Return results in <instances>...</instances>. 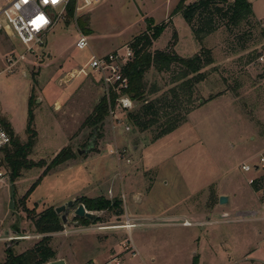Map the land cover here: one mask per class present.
Masks as SVG:
<instances>
[{"label": "rangeland", "instance_id": "rangeland-1", "mask_svg": "<svg viewBox=\"0 0 264 264\" xmlns=\"http://www.w3.org/2000/svg\"><path fill=\"white\" fill-rule=\"evenodd\" d=\"M180 1L99 0L56 23L33 53L0 31V117L25 143L32 111L37 139L30 159L45 164L23 171L15 183L10 176L0 184V262L8 247L18 255L47 236L34 226L41 213L75 201L63 230L48 235L57 259L68 264H107L114 257L123 264H264V0H248L254 16L239 27L218 14V31L203 43L214 64L195 90V99L206 103L176 131L155 141L156 127L141 132L129 120L143 104L135 101L131 110L117 104L99 129L89 124L107 92L93 75L76 73L94 54L129 46L147 32L150 19L158 26L169 23L151 51L166 50L174 33L178 55L201 51L182 13H174ZM227 1L219 4L222 13L234 0ZM81 35L89 42L85 50L76 47ZM21 56L11 67L9 60ZM171 79V73L150 69L146 100L168 93L175 86ZM152 88L157 92L150 94ZM66 148L76 158L52 169L23 204ZM243 165L259 169L246 173ZM251 180L260 182L253 186ZM221 196L227 204L220 205ZM82 197L119 199L123 214L96 212L99 221L83 226L74 215ZM127 219L138 227L125 230ZM185 221L193 225L183 226Z\"/></svg>", "mask_w": 264, "mask_h": 264}, {"label": "trees", "instance_id": "trees-1", "mask_svg": "<svg viewBox=\"0 0 264 264\" xmlns=\"http://www.w3.org/2000/svg\"><path fill=\"white\" fill-rule=\"evenodd\" d=\"M185 2L186 0H181L174 13H182L191 28L196 42L201 46V51L189 58L178 55L174 51L177 43L176 33H174L173 41L166 50L151 51L154 42L161 37L169 23L158 26L150 19L147 20V32L130 43V47L134 51V57L124 69V75L129 82L127 94L133 101L143 102L138 112L129 114V120L141 132H146L156 127L157 134L154 137V141L176 131L186 122L190 113L206 103V101L199 103L200 100L195 99V90L197 85L204 82L207 78L204 70L214 64L211 50L204 48L203 43L208 36L218 31L220 27L217 23L218 14H222L224 18L229 15L228 22L235 27L248 22L254 16L252 5L248 0H234L228 5V10L223 13L219 4L224 3L227 5V0H195L194 3L188 6L185 5ZM74 14V6H71L68 9L69 18H74ZM76 21L78 28L87 34L89 32L87 25L81 22V18ZM174 67H177V72L173 71ZM152 68L158 73H171V82L175 86L168 93H163L160 97L149 101L145 98L147 94L145 75ZM156 92L157 90L152 88L150 94ZM116 99V94H113L110 100L107 97L101 99L95 109L94 117L89 121L92 127L99 129V125L103 124L110 109L115 108ZM32 103L33 97L30 99V105ZM33 119V113L30 110L26 130L28 139L25 143L15 134L10 123L3 119L4 126L12 138L11 146L3 152V160L10 171L12 183H15L22 176L23 171L42 168L45 165L43 162L35 163L30 159L37 139L36 131L33 129ZM75 158L76 154L71 148H66L59 152L51 161V164L45 168L43 174L32 184L21 202L24 204L29 199L41 184L43 178L52 169ZM258 181L260 182V180L253 181L252 185L256 186ZM77 203L79 205L83 204L89 212L117 210L120 215L123 214L122 201L119 199L110 201L105 197H82ZM28 213L29 216L35 218L34 211H29ZM76 218L83 226H89L93 222L99 221L98 217L95 221L87 218ZM63 225L62 217L57 215L55 209H47L34 219L36 232L47 236L33 248L18 255L14 254L11 247H8L6 249L8 257L6 261L0 262V264H47L58 260L56 252L48 244L51 239L48 235L61 232ZM194 264H196V261H194Z\"/></svg>", "mask_w": 264, "mask_h": 264}, {"label": "built area", "instance_id": "built-area-1", "mask_svg": "<svg viewBox=\"0 0 264 264\" xmlns=\"http://www.w3.org/2000/svg\"><path fill=\"white\" fill-rule=\"evenodd\" d=\"M98 1L57 0L56 3H53L52 0H8L5 5L0 6V31L17 37L27 50L33 53L37 48H42L45 45V40L55 24L66 19L71 6H74L75 12L78 13L89 9ZM76 47L79 50L89 48L87 38L81 35L76 42ZM133 57L134 51L130 45L106 55L97 56L94 54L84 68L77 71L76 74L78 77L93 75L97 82L105 87L108 100L113 94L117 95L115 108L118 104L121 109L131 110L134 103L127 94L129 82L124 75V69ZM24 59L25 56L12 57L9 62L13 67ZM115 108H111L109 112L113 113ZM11 144L12 138L0 117V184L7 182L10 177V171L3 160V152ZM261 164L264 167V156L261 158ZM255 168L259 169L258 166L254 168L250 165L242 166V170L246 173L256 170ZM250 182L253 183L252 180ZM126 222V224L131 223L136 226L130 219H127ZM107 264H123V262L114 257Z\"/></svg>", "mask_w": 264, "mask_h": 264}, {"label": "water", "instance_id": "water-1", "mask_svg": "<svg viewBox=\"0 0 264 264\" xmlns=\"http://www.w3.org/2000/svg\"><path fill=\"white\" fill-rule=\"evenodd\" d=\"M78 153L81 154V151H78ZM219 203H220V205L227 204L228 203V197L221 196L219 198ZM74 205H75V201H69L67 204L55 208V212L57 213V215H62L61 217H62L64 224L67 223V220H68L67 218H68L69 212H70L69 210H71V208H73ZM74 215L76 217H79V218H87L91 221H95V219L97 218L96 212H89L88 210H86V208L83 204H80L76 207V209L74 211ZM47 264H67V263L64 259H58L56 261H52V262H49Z\"/></svg>", "mask_w": 264, "mask_h": 264}, {"label": "bare ground", "instance_id": "bare-ground-1", "mask_svg": "<svg viewBox=\"0 0 264 264\" xmlns=\"http://www.w3.org/2000/svg\"><path fill=\"white\" fill-rule=\"evenodd\" d=\"M127 223V222H126ZM183 226H192L193 224L191 223V222H189V221H185L183 224H182ZM127 226H129L128 228H127ZM125 230H129L130 232H131V230L133 229V228H135V227H137V226H135V225H131V223H129V224H126L125 226H122ZM116 228H119V227H116Z\"/></svg>", "mask_w": 264, "mask_h": 264}, {"label": "crops", "instance_id": "crops-1", "mask_svg": "<svg viewBox=\"0 0 264 264\" xmlns=\"http://www.w3.org/2000/svg\"><path fill=\"white\" fill-rule=\"evenodd\" d=\"M1 6V5H0ZM118 50V49H117ZM203 107V106H202ZM126 216L128 217V218H130V219H132V220H134V221H136V220H139L140 218H138L137 216H135V215H132V216H129V213H127V211H126ZM184 218L185 219H187V216H184ZM188 220V219H187ZM138 227V226H137ZM131 234V233H130ZM245 243V242H244ZM66 261V263L68 264V261L67 260H65Z\"/></svg>", "mask_w": 264, "mask_h": 264}, {"label": "snow or ice", "instance_id": "snow-or-ice-1", "mask_svg": "<svg viewBox=\"0 0 264 264\" xmlns=\"http://www.w3.org/2000/svg\"><path fill=\"white\" fill-rule=\"evenodd\" d=\"M52 2H53V3H56V2H57V0H52Z\"/></svg>", "mask_w": 264, "mask_h": 264}]
</instances>
